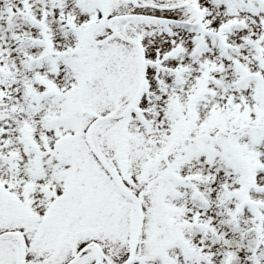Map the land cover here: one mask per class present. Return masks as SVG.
I'll return each instance as SVG.
<instances>
[{
	"label": "snow or ice",
	"instance_id": "6c2138e0",
	"mask_svg": "<svg viewBox=\"0 0 264 264\" xmlns=\"http://www.w3.org/2000/svg\"><path fill=\"white\" fill-rule=\"evenodd\" d=\"M0 264H264V0H0Z\"/></svg>",
	"mask_w": 264,
	"mask_h": 264
}]
</instances>
